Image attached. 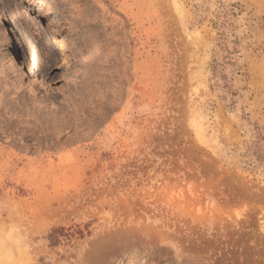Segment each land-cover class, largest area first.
Segmentation results:
<instances>
[{
  "label": "rangeland",
  "instance_id": "1",
  "mask_svg": "<svg viewBox=\"0 0 264 264\" xmlns=\"http://www.w3.org/2000/svg\"><path fill=\"white\" fill-rule=\"evenodd\" d=\"M0 264H264V0H0Z\"/></svg>",
  "mask_w": 264,
  "mask_h": 264
},
{
  "label": "bare ground",
  "instance_id": "2",
  "mask_svg": "<svg viewBox=\"0 0 264 264\" xmlns=\"http://www.w3.org/2000/svg\"><path fill=\"white\" fill-rule=\"evenodd\" d=\"M9 22L11 24L12 38H13V40H14L17 48H18V52H19L18 54H19L20 59H21V61H20L21 63H18V64H22L21 66H24V68L25 69L27 68L26 70H28V72H30L31 77L36 78L37 76H39V73H38L37 69L32 65V63L29 61V59H27V57L24 54V50H23L22 43L20 41V37H19L17 30L15 28L16 20H15V16L13 14L10 15ZM48 42L53 44L56 48L63 51L64 42L59 37L52 34V36H50L48 38Z\"/></svg>",
  "mask_w": 264,
  "mask_h": 264
}]
</instances>
